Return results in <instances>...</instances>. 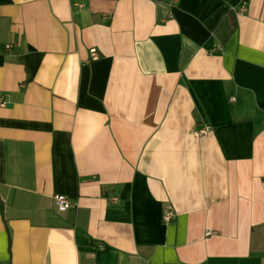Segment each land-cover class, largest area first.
Listing matches in <instances>:
<instances>
[{"label": "crops", "instance_id": "0c3cea01", "mask_svg": "<svg viewBox=\"0 0 264 264\" xmlns=\"http://www.w3.org/2000/svg\"><path fill=\"white\" fill-rule=\"evenodd\" d=\"M82 5L0 0V264H264V0Z\"/></svg>", "mask_w": 264, "mask_h": 264}, {"label": "built area", "instance_id": "2783aa9c", "mask_svg": "<svg viewBox=\"0 0 264 264\" xmlns=\"http://www.w3.org/2000/svg\"><path fill=\"white\" fill-rule=\"evenodd\" d=\"M71 5L74 7V8H80L82 7V0H69ZM8 48L10 46H7ZM90 58L91 60H97L98 59V54L97 52L92 49L90 50ZM235 99L234 98H231L230 101H234ZM5 103L4 99H2L1 95H0V104L3 105ZM207 132V127L205 126L204 128H202L201 130H199L198 133L200 134H205ZM54 201L56 203V205L58 206V208L60 210H67L69 208L72 207V204L70 202V200L63 194H56L54 196ZM110 202L112 204H116L118 202V199L116 197H111L110 198ZM174 218V213L173 212H170V211H165L163 213V220L164 222H170L172 219ZM206 234H210L209 231L206 232ZM99 250L100 251H103L104 250V247L103 246H100L99 247Z\"/></svg>", "mask_w": 264, "mask_h": 264}, {"label": "trees", "instance_id": "16d2710c", "mask_svg": "<svg viewBox=\"0 0 264 264\" xmlns=\"http://www.w3.org/2000/svg\"><path fill=\"white\" fill-rule=\"evenodd\" d=\"M228 20L230 21V23H231V25H232V30H233V28L235 27L233 14L230 13V14L228 15Z\"/></svg>", "mask_w": 264, "mask_h": 264}]
</instances>
